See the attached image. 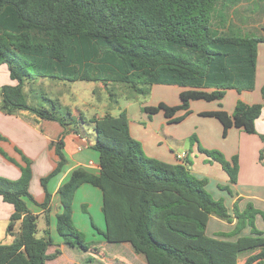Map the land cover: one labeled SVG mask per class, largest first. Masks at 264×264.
Instances as JSON below:
<instances>
[{
	"label": "trees",
	"instance_id": "obj_1",
	"mask_svg": "<svg viewBox=\"0 0 264 264\" xmlns=\"http://www.w3.org/2000/svg\"><path fill=\"white\" fill-rule=\"evenodd\" d=\"M221 4L222 0H0V65H6L15 81L0 87L2 108L9 113L29 111L39 119L58 122L65 130L89 123L96 135L90 147L98 153L99 173L77 167L57 191L61 211L56 215V231L65 245L90 249L71 223L74 193L81 184L90 183L102 191L106 227L97 228L98 232L107 242H129L147 264H238L243 252L248 255L242 264H264V232L255 225L258 210L247 203L243 210L234 205L230 213L223 200L214 199L206 190L207 179L190 173L188 158L171 164L147 156L130 134L125 110L116 116L107 112L76 117L57 100L44 98L49 107L30 105L24 92L25 83L37 77L99 81L105 87L122 84L128 95H147L153 84L179 85L189 88L180 93L179 104L141 107L148 115L163 111L178 122L189 113L190 100H220L229 88L251 90L264 26L259 37L230 27L213 31L212 18L222 19L216 10ZM261 97L262 102L256 104L237 100L232 113L217 110L201 115L216 117L223 136L231 127L255 134V120L264 107V82ZM181 110L184 113L175 116ZM260 137L264 143V135ZM195 140L192 135L190 141ZM50 147L56 164L41 178L42 202L29 191L28 159L20 165L17 179L0 176V197L13 207L6 233L13 235L19 223L15 239L0 242V264H17L22 251L27 264H46L61 254L57 247L47 253L54 241L48 228L42 237L36 236L38 215L26 203L29 199L42 208L48 223L51 194L47 184L67 162L63 135L52 140ZM198 150L218 162L230 182L236 181L237 157L228 160L218 150L201 146ZM263 151L264 146L260 158ZM209 215L226 222L235 219L230 232L217 236L238 235L237 239L206 235ZM246 227L249 235H240ZM92 260L88 256L85 262Z\"/></svg>",
	"mask_w": 264,
	"mask_h": 264
},
{
	"label": "crops",
	"instance_id": "obj_2",
	"mask_svg": "<svg viewBox=\"0 0 264 264\" xmlns=\"http://www.w3.org/2000/svg\"><path fill=\"white\" fill-rule=\"evenodd\" d=\"M262 2L261 8L255 9L253 7L248 10V21L245 18H239V22L242 23L239 24L240 26L248 27L250 30L259 29L262 31L264 26V0ZM218 18L221 20V16H218ZM263 82L264 42H259L253 89L238 92L229 88L220 100H190L189 113L178 122H173L166 117L163 111L153 115H148L142 111L143 116H139L138 119L128 116L130 134L139 141L147 156L171 164L183 163L188 158L191 161V164L188 165L190 173L197 178L207 179L206 190L214 199L223 200L230 213L234 205L243 210L247 203H251L259 212L255 215V225L262 232H264V151L261 158L260 152L264 143L260 136L264 135V107L260 116L255 120V134L247 133L241 128L231 127L228 129L227 134L223 136L221 122L216 117L201 114L217 110L232 113L237 100L247 104L261 103ZM5 84L12 85L15 84V81L10 78L6 65L1 64L0 87ZM152 86V90H157L159 94L156 104L164 102L170 106L179 104L180 93L189 89L188 87L172 84H153ZM183 113V110L178 111L175 116ZM82 124L77 126V130L71 128L65 130L58 122L39 119L26 110H15L9 113L2 108L0 98V176L17 179L20 176L18 164L24 165V159H28L32 170L29 189L34 194L37 202H42L45 198V190L41 185V178L47 175L56 164V156L53 148L50 147V142L63 135V151L67 162L63 169L52 177L47 184L48 192L51 194L47 224L44 210L33 202L30 204L26 200L29 210L38 215L37 223L39 220L42 221V230L48 228L54 241V245L47 248V253H52L50 251L51 247H57L62 254L67 246L56 231V215L61 211L57 193L58 188L68 179L71 171L77 167H83L93 174H98L100 171L98 153L90 147L95 142L96 135L94 140L88 139L80 128ZM192 135L196 137L193 142L190 141ZM198 146L205 149L218 150L228 160L237 157L238 171L236 181L234 183L230 182L227 173L222 169L221 165L211 160L205 153L200 152ZM9 158H12L13 161ZM88 185L96 187L90 183L81 184L74 193L72 204L79 191H94ZM225 186L228 187V190L224 188ZM98 193L101 196L100 209L102 211V191L100 190ZM80 206L82 210L86 208V201H82ZM12 211V205L4 202L0 197V221L8 223ZM234 224L235 219L232 222H226L214 215H209L205 234L221 240H236L238 235L232 237L217 236L218 233L230 232ZM249 231L250 228L246 227L240 235H249ZM116 243L129 244V242ZM129 249L130 253L142 255L136 253L131 244ZM97 253L101 254L102 257L106 256L101 252ZM241 255L242 259L240 258ZM247 255L248 252L240 253L237 258L238 264H241ZM92 257L93 260L90 264L94 261L96 263L100 261L98 254L97 257ZM114 259L118 260L120 258L116 257ZM143 259L147 264L145 257Z\"/></svg>",
	"mask_w": 264,
	"mask_h": 264
},
{
	"label": "rangeland",
	"instance_id": "obj_3",
	"mask_svg": "<svg viewBox=\"0 0 264 264\" xmlns=\"http://www.w3.org/2000/svg\"><path fill=\"white\" fill-rule=\"evenodd\" d=\"M222 2L223 4L216 6V10L222 14V19L212 18L211 20V28L213 31L220 33L219 31H227L230 27L232 31L247 36L259 37L263 35V32L259 29L250 30L248 27L244 28L239 25L242 24L239 22V18H245L248 21L249 9L253 7L259 9L262 7V0H222ZM152 87L147 95H128L129 91L127 87L122 84H110L108 87H105L99 81H65L49 77H37L34 81L25 83L24 92L27 102L30 105L49 107V102L44 100V98L57 100L63 108L70 109L72 115L76 117L82 115L90 118L93 115L102 116L107 112L116 116L125 110L128 116L138 119L139 116H143L141 109L143 105L156 104L158 101V91H153ZM80 128L88 139H95V132L91 124L83 123ZM20 165L18 164L19 168ZM7 179L15 180L11 178ZM88 186L94 191L82 190L77 193L76 199L72 204L73 215L71 223L81 232L84 241L90 246L89 251H84L78 247L66 246L60 256L52 260H47L46 264H88L85 262V259L89 255L97 257V254L100 261L98 263L94 261L91 264H130V262L131 264H146L142 255H135L133 252L130 253V243L125 245L121 243H108L102 234L98 232L97 228L100 230L105 229L104 216L100 209L101 196L98 193L100 190L91 185ZM30 193L34 197L31 191ZM26 200L32 204V201L29 199ZM82 201H86L87 204L83 210L80 206ZM7 224V222L0 221L1 243H11L19 231V225H17L19 223H17L13 230L14 234H7ZM37 225L38 230L36 236L42 237L44 234L42 221L39 220ZM54 249L55 247H51L50 251L53 252ZM97 252H101L108 257H102ZM25 256L26 252L22 251L18 256L19 261L17 264H27ZM116 257L120 259H114ZM240 258L242 259V255Z\"/></svg>",
	"mask_w": 264,
	"mask_h": 264
}]
</instances>
